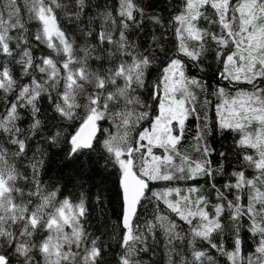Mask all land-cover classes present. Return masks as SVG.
I'll list each match as a JSON object with an SVG mask.
<instances>
[{
	"label": "snow or ice",
	"instance_id": "obj_1",
	"mask_svg": "<svg viewBox=\"0 0 264 264\" xmlns=\"http://www.w3.org/2000/svg\"><path fill=\"white\" fill-rule=\"evenodd\" d=\"M0 264H264V0H0Z\"/></svg>",
	"mask_w": 264,
	"mask_h": 264
},
{
	"label": "trees",
	"instance_id": "obj_2",
	"mask_svg": "<svg viewBox=\"0 0 264 264\" xmlns=\"http://www.w3.org/2000/svg\"><path fill=\"white\" fill-rule=\"evenodd\" d=\"M193 73H194V70H193ZM198 107H199V105H198ZM187 128H188V131H186V137L188 139H190L191 135L193 134V132L195 130L194 120L190 119L188 121ZM183 143L186 144L187 140ZM212 159H213V164L215 165L216 164V157L213 156ZM113 179H115V178L113 177ZM216 181H217V186L219 187L223 183L224 177L217 176ZM200 183H203V181H200ZM109 186H111V184H109ZM207 189H208V185L205 184L204 190L207 191ZM115 221H116V216L112 211V206L109 204L107 216L101 214L99 212V210H97L95 213H93L91 219L89 220L88 224L86 225V228L89 232H92L94 234H97V235L102 234V238L107 241L108 237H109V233H110L111 228H112V223ZM116 252H117V245L115 243L110 242L109 243V250H108L109 258L111 259L113 254Z\"/></svg>",
	"mask_w": 264,
	"mask_h": 264
}]
</instances>
